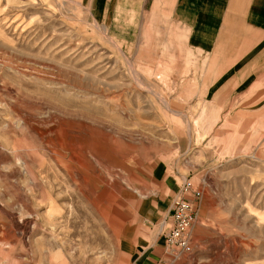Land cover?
<instances>
[{
  "label": "rangeland",
  "instance_id": "rangeland-1",
  "mask_svg": "<svg viewBox=\"0 0 264 264\" xmlns=\"http://www.w3.org/2000/svg\"><path fill=\"white\" fill-rule=\"evenodd\" d=\"M185 41L83 0H0V264H264L257 89L212 102ZM185 181L189 250L161 232Z\"/></svg>",
  "mask_w": 264,
  "mask_h": 264
},
{
  "label": "crops",
  "instance_id": "crops-1",
  "mask_svg": "<svg viewBox=\"0 0 264 264\" xmlns=\"http://www.w3.org/2000/svg\"><path fill=\"white\" fill-rule=\"evenodd\" d=\"M83 1L102 23L177 25L190 49L208 55L199 71L212 102L257 89L247 104L264 109V0Z\"/></svg>",
  "mask_w": 264,
  "mask_h": 264
},
{
  "label": "built area",
  "instance_id": "built-area-1",
  "mask_svg": "<svg viewBox=\"0 0 264 264\" xmlns=\"http://www.w3.org/2000/svg\"><path fill=\"white\" fill-rule=\"evenodd\" d=\"M201 196L190 181H185L184 187L172 197L168 213L162 219L167 229L161 232L168 245L189 250L190 230L197 218L195 207Z\"/></svg>",
  "mask_w": 264,
  "mask_h": 264
}]
</instances>
